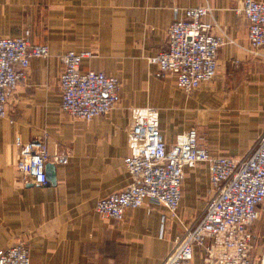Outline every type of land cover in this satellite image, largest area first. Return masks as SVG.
I'll return each mask as SVG.
<instances>
[{
    "label": "crops",
    "instance_id": "0c3cea01",
    "mask_svg": "<svg viewBox=\"0 0 264 264\" xmlns=\"http://www.w3.org/2000/svg\"><path fill=\"white\" fill-rule=\"evenodd\" d=\"M240 2L0 0V38H22L49 51L48 58L30 61L26 80L8 99V117L0 119V250L21 240L30 264H163L175 238L206 209L207 164L185 167L177 220L161 206L104 220L95 205L131 183L123 165L131 109L158 111L167 148L190 129L215 157L239 159L255 148L264 132V51L248 50L247 24L234 12ZM198 6L212 9L204 20L227 43L217 54L216 77L185 95L173 76L148 60L165 48L166 31L183 17L182 9ZM174 8L180 9L176 15ZM69 51L93 54L81 62L82 72L118 79L119 103L107 116L86 122L60 111V56ZM16 139H41L51 153L55 145L69 151L65 163L47 164L53 182H20ZM251 231L256 247H264V208ZM194 263L202 264L198 249Z\"/></svg>",
    "mask_w": 264,
    "mask_h": 264
},
{
    "label": "built area",
    "instance_id": "2783aa9c",
    "mask_svg": "<svg viewBox=\"0 0 264 264\" xmlns=\"http://www.w3.org/2000/svg\"><path fill=\"white\" fill-rule=\"evenodd\" d=\"M179 10L174 8V15ZM182 12L183 17H175L166 31L165 48L148 62L162 75L173 76L177 89L191 95L216 77L217 54L227 42L212 34V25L204 20L212 9L198 6ZM234 12L247 24L249 52L258 55L264 51V3L241 0ZM48 57L46 46L22 38H0V119L8 117V99L26 80L30 61ZM92 57L91 52L73 51L60 56V111L86 122L107 116L119 103L117 78L81 71V62ZM158 119L156 109H131L129 152L123 160L131 183L123 191L99 199L97 215L121 221L128 209L161 206L177 220L184 169L205 163L210 184L206 209L192 227L175 238L163 264H195V249L202 264H264V247L253 260L256 242L251 231L264 208V132L249 155L215 157L195 129L177 136L167 148ZM14 144L18 150L15 169L22 184L46 187V165L63 164L69 158L67 149L55 145L51 153L41 139L27 144L16 139ZM0 264H30L28 244L19 240L0 250Z\"/></svg>",
    "mask_w": 264,
    "mask_h": 264
},
{
    "label": "rangeland",
    "instance_id": "374dc122",
    "mask_svg": "<svg viewBox=\"0 0 264 264\" xmlns=\"http://www.w3.org/2000/svg\"><path fill=\"white\" fill-rule=\"evenodd\" d=\"M258 222L253 225V227H252L253 229L258 224ZM262 251H263V245H262V242H260V244L258 245V247H256V252L254 253L253 260L255 258H259L261 256V254H262Z\"/></svg>",
    "mask_w": 264,
    "mask_h": 264
},
{
    "label": "water",
    "instance_id": "95a60500",
    "mask_svg": "<svg viewBox=\"0 0 264 264\" xmlns=\"http://www.w3.org/2000/svg\"><path fill=\"white\" fill-rule=\"evenodd\" d=\"M45 169H47V173H46L47 180L53 182V176L51 172H49L51 171V169L53 170V166L47 165Z\"/></svg>",
    "mask_w": 264,
    "mask_h": 264
}]
</instances>
